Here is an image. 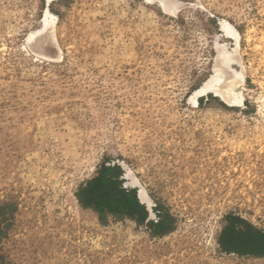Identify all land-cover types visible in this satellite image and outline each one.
<instances>
[{"label": "rangeland", "instance_id": "374dc122", "mask_svg": "<svg viewBox=\"0 0 264 264\" xmlns=\"http://www.w3.org/2000/svg\"><path fill=\"white\" fill-rule=\"evenodd\" d=\"M46 7L0 0V264H264L217 241L227 215L264 229V0H54L44 20ZM221 48L242 103H193ZM102 163L173 230L83 208L75 192Z\"/></svg>", "mask_w": 264, "mask_h": 264}, {"label": "trees", "instance_id": "16d2710c", "mask_svg": "<svg viewBox=\"0 0 264 264\" xmlns=\"http://www.w3.org/2000/svg\"><path fill=\"white\" fill-rule=\"evenodd\" d=\"M125 172L118 164H100L95 172L79 184L75 197L83 208L93 210L104 224L108 216L130 219L136 224L147 223L156 234L173 230V217L159 210L160 201H155L153 221L148 220L150 211L137 196V189L125 186ZM225 253L239 256H264V229L240 215L225 216V224L217 238Z\"/></svg>", "mask_w": 264, "mask_h": 264}, {"label": "bare ground", "instance_id": "6f19581e", "mask_svg": "<svg viewBox=\"0 0 264 264\" xmlns=\"http://www.w3.org/2000/svg\"><path fill=\"white\" fill-rule=\"evenodd\" d=\"M54 0H46V13L44 20L52 18L53 14L49 12L50 3ZM223 35L239 42L238 31H236L229 22L224 21L222 23ZM47 37H41L38 42L40 46L47 44ZM238 46V45H237ZM225 75V77H223ZM244 79V75L241 71V64L230 51L226 49H218V57L216 60V66L214 73L199 87L194 89L190 95V100L194 102L198 101V98L203 94L212 93L214 96L218 97L221 101L226 103L231 107H236L242 103L243 92L241 88L239 89V83ZM138 197L140 201L146 205L150 210L152 206L149 201L148 194L144 188L137 189Z\"/></svg>", "mask_w": 264, "mask_h": 264}, {"label": "crops", "instance_id": "0c3cea01", "mask_svg": "<svg viewBox=\"0 0 264 264\" xmlns=\"http://www.w3.org/2000/svg\"><path fill=\"white\" fill-rule=\"evenodd\" d=\"M137 196H138V192H137ZM138 199H139V197H138ZM139 201H140V199H139ZM141 202V201H140ZM142 203V202H141ZM143 204V203H142ZM145 205V204H144ZM146 206V205H145ZM147 208V207H146ZM148 209V208H147ZM149 210V209H148ZM255 225V224H254ZM260 228V227H259ZM233 254H235V253H233Z\"/></svg>", "mask_w": 264, "mask_h": 264}]
</instances>
